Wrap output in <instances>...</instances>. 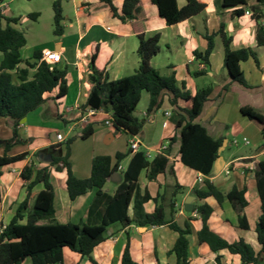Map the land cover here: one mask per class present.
Segmentation results:
<instances>
[{
	"label": "crops",
	"instance_id": "crops-1",
	"mask_svg": "<svg viewBox=\"0 0 264 264\" xmlns=\"http://www.w3.org/2000/svg\"><path fill=\"white\" fill-rule=\"evenodd\" d=\"M14 1L11 0V2ZM54 1L56 0H53V3ZM123 1L112 0L119 13L122 10ZM200 1L206 5L203 15L169 26L165 20L160 18L151 0H142L145 18L143 22L139 23V26L148 35L155 33L161 35L159 55L163 56L166 66L163 70L158 68L157 58L159 55L151 61L152 66L158 69L161 74L168 75L171 71H175L179 85L184 83L186 89L192 94L202 87L213 85L211 98L205 103L197 122L207 130L212 138L223 140L226 144L221 152L225 166L219 175L213 176L209 180L224 194L229 193L235 186L239 189L246 187L249 205L245 214L250 229L243 230L239 227L237 214L228 200L220 205L213 198L205 201L213 208L209 226L212 231L225 240L234 242L242 238L251 244L256 252H259L261 247L258 243L255 226L261 213V204L254 174L245 173V171L249 163H258L264 160V136L241 113L242 108L248 107L264 114V50L257 48L258 24L251 19V14H245L242 17L234 16L232 13L234 9L224 8L223 0ZM186 2L187 0H177L179 7H183ZM255 2L256 0H247L248 6ZM3 5H6L5 2L1 6ZM61 5L64 15V34L62 36L55 35L54 39L41 44L44 46L41 50L49 49L61 54L62 61L58 66L67 69L68 94L60 100V105L54 100L58 89L46 94V103L30 113L19 125V134L28 143L11 148L7 154L11 157L22 153H29V155L20 162L0 167L2 193L0 234L2 227H5L15 217L18 207L27 199V183L21 177L23 169L33 162L34 154L38 150L58 143L57 134H62L66 139L78 136L71 146L70 162L73 173L81 179L90 177L92 161L96 156H110L115 162L117 153L127 154L130 149L131 136L125 133H116L112 127H107L104 124V115L99 113L89 117V123L93 126V134L87 139L80 138L81 131L85 126L79 122L86 115L82 109L87 100L86 76L95 48H97L95 64L98 68L106 70L111 81L133 74L138 67L139 40L134 32L132 22H123L115 17L110 9L100 5V0H62ZM5 8L9 7L6 5ZM0 11L3 15L4 10L2 11L1 7ZM6 12L8 13L7 9ZM260 24L264 25V18ZM222 25L227 36L232 39V50L252 47L258 51L260 67L253 59L241 64L249 87L234 84L227 92H223V87L229 82V78L224 68V49L220 36L215 39V50L210 57V65H205L195 57L196 51H204L207 48L204 34L206 32L216 33ZM16 27L22 30L18 25ZM30 27L26 31L23 30L27 44L29 38L34 36V25ZM200 71L204 74L197 76L196 73ZM149 102V94L144 93L138 106L141 108V116L137 114V110L135 115L146 117ZM172 110L169 97L164 96L160 108L153 111L149 121L140 134L135 137L141 143L140 151H145L146 155L149 154L150 160L158 155H168L169 165L164 173L152 181L147 178L146 171L141 173L138 183L139 194L134 198L129 208V216H134V205L141 201L145 195H148L150 199L142 204L145 214L154 213L156 207L161 204L168 219L172 218L181 226H184L187 221L191 225L188 264H241L238 256L232 255L228 251L213 253L207 244H200L198 241L197 234L201 228V221L196 212H187L184 206L190 197H192L191 203L194 209L200 203L193 191L202 187L199 177L204 175L180 161L181 140L172 118L167 117L169 112L172 115ZM56 111L61 123L53 122ZM64 112L73 114L72 119L65 118ZM165 121H168L167 127L163 126ZM61 124H64L67 129L65 133L59 130ZM12 137L13 121L8 118H0V156L6 153L3 142ZM235 139L242 142V147H238L237 153L225 154L227 147L232 145V141ZM244 139H247L249 144H246ZM165 142H169V151L166 154L160 153L159 149ZM123 144L125 148H122ZM135 154L131 153L126 156L120 162L119 168L121 167L125 171ZM231 164H233L234 170L227 174L225 170ZM39 165L44 166L45 164ZM51 174L55 191L56 214L54 219L41 223L98 224L104 212V201L95 200L96 191L92 190L71 201L65 188L66 171L59 172L55 168H51ZM120 182L108 181L103 192L107 196L113 197ZM177 185L182 189L178 190ZM43 190V184L36 185L32 189L29 200L30 207L33 206L36 196ZM176 192L178 194L174 197ZM172 199L175 200V212L171 208ZM22 223L25 224L26 220L24 219ZM110 233L113 235H110L106 241L94 249L92 257L95 263L69 248H64V264H121L128 242L132 258L139 264H177L176 256L171 253V250L178 234L168 226L138 227L131 225L122 227L120 224H115L110 229ZM218 256L221 257L220 261L217 260ZM261 260L264 262V253L261 254Z\"/></svg>",
	"mask_w": 264,
	"mask_h": 264
},
{
	"label": "trees",
	"instance_id": "trees-1",
	"mask_svg": "<svg viewBox=\"0 0 264 264\" xmlns=\"http://www.w3.org/2000/svg\"><path fill=\"white\" fill-rule=\"evenodd\" d=\"M61 1L56 0L53 3L54 34L56 36L64 34ZM151 3L157 9L160 18L165 20L169 26L203 15L206 10V5L200 0H187L183 7H179L177 0H151ZM2 4L3 1L0 0V6ZM100 5L110 9L113 15L121 21L132 22L134 32L139 40L137 50L139 63L133 74L111 81L106 70L98 68L95 64L97 56V48H95L86 76L87 100L82 108L83 111L86 112L92 108L110 113L112 128L115 132L128 134L132 138L140 134L153 111L160 108L163 97L168 96L173 109L171 118L181 140L180 161L207 177L202 182V187L193 191L200 201L193 211L197 213L201 221V228L197 234L199 243L207 244L213 253L228 251L230 254L238 256L241 264H264L261 260V254L264 253V160L256 163V170L253 172L261 204V213L255 226L261 249L256 252L254 247L244 239L240 238L237 241L229 242L212 231L209 226L213 208L205 201L213 198L220 205L228 200L237 214L239 227L243 230L250 229L245 214L249 205L246 187L239 189L235 186L229 193L224 194L209 180L213 177L215 163L221 156L219 149L223 146L224 141L212 138L197 120L205 103L211 98L213 85L202 87L192 94L186 89L184 83L179 85L175 71L163 75L152 66L151 61L161 52V35L160 33L148 35L139 26V23L143 22L145 18L142 0H124L120 13L112 0H100ZM223 7L234 9L232 13L236 17L244 16L247 11L251 12V19L258 24L257 48L264 50V25L260 24L264 18V0H256L255 4L250 6H248L247 0H223ZM29 17L37 19L39 13H32ZM4 18L0 11V118H8L13 121V137L3 142L6 153L0 156V167L20 162L29 155V153H22L11 157L7 153L15 146L28 143L19 134V125L30 113L46 103L45 95L58 89L54 100L60 105V100L68 94L66 67L58 66L59 63L48 65L46 62H42L41 49L35 50L31 58L23 60L21 52L27 45V38L25 32L16 27L20 18H6V25L3 26ZM217 36L222 38L224 68L229 78V82L223 87V92H227L234 84L249 87L241 64L253 59L260 67L258 51L252 47L232 50V39L225 33L223 25L216 33L206 32L204 34L207 48L204 51H196L195 57L205 65H210V57L215 50ZM203 74L201 71L196 73L197 76ZM144 93L150 96L147 116L138 117L135 112ZM241 113L264 136V114L248 107L242 108ZM92 134L93 126L88 123L82 129L80 138L87 139ZM77 138L78 136L70 137L65 142L38 150L34 154L33 162L23 169L21 177L27 183L28 196L18 207L15 217L5 227H2L0 264H64V248H69L95 263L92 257L94 249L106 241L110 235H113L110 233V229L115 224H120L122 227L131 225L138 227L168 226L178 234L171 253L176 256L177 264H188L189 236L192 234V227L188 221L184 226H181L172 218L168 219L161 204L156 207L154 213L145 214L142 204L150 199L148 195H145L141 201L134 205V216H129V208L134 198L139 194L138 183L141 173L146 171L149 181L155 180L158 175L167 170L168 155H158L150 160L145 151H139L134 155L125 171L119 170V164L132 153L130 149L127 154L117 153L115 162L110 156H96L92 161L90 177L81 179L73 173L70 162L71 146ZM39 164L45 165L40 166ZM51 168H55L59 172L66 171L65 188L71 201L92 190L96 191L95 200L104 201V212L98 224L41 223L54 219L56 214ZM229 170H234L233 164L229 166ZM117 172L120 173L122 181L119 183L115 195L109 197L103 192V188L112 175ZM39 184L44 185V190L36 196L33 206L30 207L31 191ZM176 187L178 190L182 189L179 185ZM177 194L178 192L174 194V197ZM171 208L175 212L174 199H172ZM24 219L26 220L25 224L22 223ZM220 258L218 256L217 260L220 261ZM121 264H139L131 256L129 242L124 250Z\"/></svg>",
	"mask_w": 264,
	"mask_h": 264
},
{
	"label": "rangeland",
	"instance_id": "rangeland-1",
	"mask_svg": "<svg viewBox=\"0 0 264 264\" xmlns=\"http://www.w3.org/2000/svg\"><path fill=\"white\" fill-rule=\"evenodd\" d=\"M3 3L7 5L9 8H5L3 15L4 19L2 20L3 26L6 25V18H20V22L18 26L26 31L31 28V25H34V36L29 38L28 44L22 49V58L23 60H27L32 57V54L35 50L44 48V42L48 40H52L55 38L54 34V11H53V0H38L33 2H28L27 0H15L11 2V0H2ZM8 10V13L6 11ZM32 13H39V17L37 19H33V17H29ZM10 16V17H9ZM35 22V23H34ZM40 44V45H37ZM38 46V47H36ZM158 68L162 69L166 66V61L164 60L162 55H159L157 58ZM143 105V104H142ZM137 114L141 116V108L137 109ZM57 111L55 113V117L53 122H60L57 117ZM65 118L72 119L73 114L65 113ZM76 121V120H75ZM61 123V122H60ZM109 127V126H107ZM59 130L63 133L67 131L64 124H61ZM241 140V139H240ZM240 141L239 146H234L233 144L228 146L225 154H229V152L237 153L238 147H242ZM251 143V141H250ZM252 147V146H251ZM21 148V147H20ZM122 148H125V145H122Z\"/></svg>",
	"mask_w": 264,
	"mask_h": 264
},
{
	"label": "built area",
	"instance_id": "built-area-1",
	"mask_svg": "<svg viewBox=\"0 0 264 264\" xmlns=\"http://www.w3.org/2000/svg\"><path fill=\"white\" fill-rule=\"evenodd\" d=\"M2 8V11L5 9L6 5H3V6H0ZM247 15H250L251 12L250 11H247L246 12ZM42 62H46L48 65H55V64H58L62 61V56L59 52H56V51H53V50H49V49H44L42 50V59H41ZM102 114L104 115L105 117V121H104V124L106 126H109V127H112V121H111V115L110 113H106V112H100V111H97L95 109H88L86 111V115L81 119V121L79 122V124H82L83 126H86L88 123H89V117H93L97 114ZM167 117L170 118L171 117V113L169 112L167 114ZM168 125V121H165L163 126L164 127H167ZM57 138V141L58 143H62V142H65L66 141V137H64L62 134H57L56 136ZM244 142L246 144H249V141L247 139H244ZM232 144L234 146H238L240 144V142L238 140H233L232 141ZM129 147H130V150L132 151V153H137L141 150V143L139 140H137L135 137H132L130 142H129ZM169 149V142H165L163 145H161L160 147V153H164L166 154L167 151ZM147 156L149 157V154H147ZM119 170H122V168L120 167ZM256 170V163L252 162V163H249L248 164V167H247V170L245 171V173L249 172V173H253L254 171ZM225 172L227 174H230V170L229 168H227L225 170ZM205 176H200L199 177V182H203L205 180Z\"/></svg>",
	"mask_w": 264,
	"mask_h": 264
},
{
	"label": "water",
	"instance_id": "water-1",
	"mask_svg": "<svg viewBox=\"0 0 264 264\" xmlns=\"http://www.w3.org/2000/svg\"><path fill=\"white\" fill-rule=\"evenodd\" d=\"M225 144H226V143L224 142V143H223V146L220 147V149H219V153H220V154H221V152L223 151V149H224V147H225ZM224 166H225V161H224L223 157L220 156V157L218 158V160L216 161V163H215V167H214V171H213V176H217V175H219V174L221 173L222 169L224 168ZM121 180H122V177H121L120 173L117 172V173H114V174L112 175V177H111L108 181H112V182H120ZM191 198H192V197H190V199H188V200L186 201V204H185V206H184L185 211H187V212H193V211H194V206H193V204L191 203Z\"/></svg>",
	"mask_w": 264,
	"mask_h": 264
}]
</instances>
